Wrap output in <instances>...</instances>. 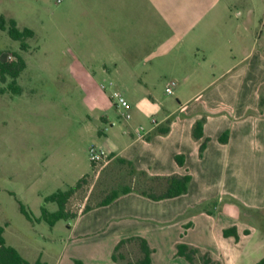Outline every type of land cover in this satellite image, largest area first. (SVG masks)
<instances>
[{"label":"crops","instance_id":"1","mask_svg":"<svg viewBox=\"0 0 264 264\" xmlns=\"http://www.w3.org/2000/svg\"><path fill=\"white\" fill-rule=\"evenodd\" d=\"M84 1L87 77H164L169 98L159 104L162 116L150 114L146 124L139 118L159 108L155 103L142 99L133 112L130 106L129 119L115 106L116 121L124 127L103 141L111 151L108 162L119 160L117 168L128 169L139 182L146 178L152 190L128 184L131 190L109 204L86 205L85 200L77 212L67 203L76 213L75 230L87 238L74 255L83 264H137L142 253L129 238L140 236L153 249L151 264H191L176 254L178 243L220 264H256L264 257V0ZM90 59H98V65L91 66ZM203 77L206 84L188 91V82ZM16 79L18 92H12L20 93ZM108 81L126 98L119 80ZM100 120L99 134L116 124L106 115ZM197 121L200 138L193 135ZM140 126L142 136L136 132ZM225 171L229 187L224 189L231 196L213 213L217 207L207 202L220 193ZM186 174L187 190L178 196L154 200L142 193H161L168 177ZM228 228L238 239L223 234ZM122 239L118 252L125 259L113 261Z\"/></svg>","mask_w":264,"mask_h":264},{"label":"rangeland","instance_id":"2","mask_svg":"<svg viewBox=\"0 0 264 264\" xmlns=\"http://www.w3.org/2000/svg\"><path fill=\"white\" fill-rule=\"evenodd\" d=\"M78 1L0 0V15L13 18L19 29L28 27L35 34L25 39L23 49L6 29H0V60L12 54L25 61L16 79L20 93L9 88V78L0 80V225L6 244L16 248L30 264L36 260L73 264L74 259L83 264V259L74 254L87 238L75 230V218L60 219L53 226L38 220L42 205L50 212L57 209L55 202H44V196L75 184L84 173L89 174L83 186L68 202L76 212L85 200L86 205L99 204L112 190L120 191L128 184L152 190L146 178L139 182L128 169L117 168L119 160L91 168L89 147L95 145L110 153L104 139L124 127L123 121H116L117 112L109 95L113 88L108 80L122 84L131 112L142 99L159 106L169 98L164 77H87V15L81 13L87 3ZM261 18L264 20V15ZM90 60L91 66L98 65V59ZM101 83L107 85L105 91ZM206 83L207 77L190 81L188 91ZM212 88L205 91V97ZM150 114L160 118L162 107L142 114L139 121L146 124ZM102 115L116 124L99 134ZM238 185L237 180L234 186ZM219 186L220 193L207 202L208 207H217L213 213L222 210L231 196L224 189L229 187L228 172L219 177ZM20 203L31 213V220L20 211ZM199 257L195 261L202 264ZM129 258L135 261L136 252L131 251Z\"/></svg>","mask_w":264,"mask_h":264},{"label":"trees","instance_id":"3","mask_svg":"<svg viewBox=\"0 0 264 264\" xmlns=\"http://www.w3.org/2000/svg\"><path fill=\"white\" fill-rule=\"evenodd\" d=\"M0 29H6L9 36L16 41L20 42V47L25 49V39L33 36V31L27 27L19 29L17 27L16 21L13 18L6 19L4 16L0 15ZM25 68V61L21 56L16 55V60L14 61H1L0 60V80L10 79L9 88L13 91L18 92L12 85L15 84V78L18 77L20 72ZM164 131V130H163ZM193 135L196 138L202 136V123L197 121L193 128ZM221 142L227 140V133L219 137ZM205 147V141L200 145V152L203 151ZM176 160L179 164H183V161L177 156ZM93 167V164L91 163ZM87 175H84L73 186H68L65 189H58L46 196H44V202H55L57 204V209L53 212L47 210L45 205H42L40 208V217L39 219L45 220L50 226H53L55 222L60 219L75 218L76 213L71 212L67 209V203L75 192H77L84 184V180L87 178ZM190 180L189 175L183 176H170L166 179V186L163 192L153 193L147 192L145 190L142 193L149 198L154 200H159L162 198H170L178 196L187 190V184ZM131 190L129 186H124L120 191L112 190L108 195H106L99 203V205H107L112 200H114L120 193H127ZM20 211L29 219H32L31 213L26 209V207L20 203ZM88 209V206H85L84 210ZM4 227L0 225V264H30L22 255L18 252L16 248L11 245H7L5 238L3 236ZM225 236L233 235L238 239V234L234 228H228L223 230ZM129 239H135L138 242L140 251L142 253L141 258L137 261V264H151V249L146 241V239L136 236ZM126 241V239L120 240L114 247L112 253V260H124L125 257L123 254L119 253L121 245ZM199 253L197 248L190 247L185 243H178L176 246V254L178 256L184 257L189 263L196 264L195 259L196 255ZM200 258V257H199ZM202 264H220L211 259V257L204 253L201 255ZM33 264H44L40 260H36ZM74 264H82L79 260L74 259ZM127 264H134L130 261H127ZM256 264H264V257L256 262Z\"/></svg>","mask_w":264,"mask_h":264},{"label":"built area","instance_id":"4","mask_svg":"<svg viewBox=\"0 0 264 264\" xmlns=\"http://www.w3.org/2000/svg\"><path fill=\"white\" fill-rule=\"evenodd\" d=\"M16 60V57L12 54H7V57L4 61H14ZM108 85H111V83H109ZM174 85V81H171L167 87H166V92L167 93H171V87ZM107 87L106 84H101V88L105 89ZM110 98L112 99V101L114 102V105L120 110L121 115L125 118V119H129L130 118V113H129V102L127 101V99L123 96V94L116 90L113 89L110 92ZM154 122V120H152ZM142 131H143V127L140 126L137 129V134L139 136H142ZM88 156H89V160L90 162L93 164L94 167H100L101 165H106L109 161V155L108 153H106L103 149L96 147L95 145H91L88 149Z\"/></svg>","mask_w":264,"mask_h":264}]
</instances>
